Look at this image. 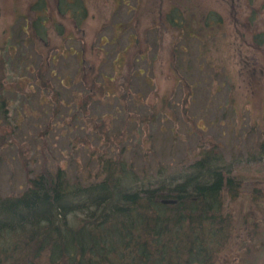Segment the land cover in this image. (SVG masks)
<instances>
[{
	"label": "rangeland",
	"instance_id": "obj_1",
	"mask_svg": "<svg viewBox=\"0 0 264 264\" xmlns=\"http://www.w3.org/2000/svg\"><path fill=\"white\" fill-rule=\"evenodd\" d=\"M41 1L0 0V196L42 169L91 182L103 158L178 172L215 146L241 164L212 264H264V0H75L78 28Z\"/></svg>",
	"mask_w": 264,
	"mask_h": 264
},
{
	"label": "trees",
	"instance_id": "obj_2",
	"mask_svg": "<svg viewBox=\"0 0 264 264\" xmlns=\"http://www.w3.org/2000/svg\"><path fill=\"white\" fill-rule=\"evenodd\" d=\"M71 1L56 6L78 28L81 0ZM46 4L37 0L30 11ZM178 13L169 14L173 25L182 24ZM203 18L206 27L221 22L211 13ZM41 23L40 16L31 22L32 37L41 38ZM258 152L264 156V143ZM239 160L226 162L210 146L181 171L159 167L143 178L123 161L103 158L87 183L42 169L17 195L0 196V264H212L231 236L224 197L239 194Z\"/></svg>",
	"mask_w": 264,
	"mask_h": 264
}]
</instances>
